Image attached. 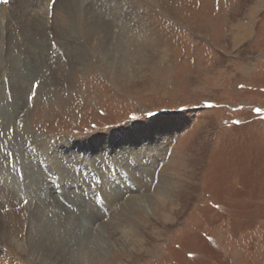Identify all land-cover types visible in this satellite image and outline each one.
<instances>
[{"label": "rangeland", "instance_id": "374dc122", "mask_svg": "<svg viewBox=\"0 0 264 264\" xmlns=\"http://www.w3.org/2000/svg\"><path fill=\"white\" fill-rule=\"evenodd\" d=\"M68 1L0 3L11 115L0 174L22 202L0 199V213L14 236L25 239L29 203L58 201L94 231L75 264H264V0H116L106 26L84 0L91 18L80 27L73 13L71 40L56 7ZM16 6L49 22L41 74L14 77L17 91L9 73L24 64L12 52L28 61L40 49L12 40L26 22ZM133 196L151 209L126 208ZM102 224L100 253L92 233ZM0 264L43 263L4 244Z\"/></svg>", "mask_w": 264, "mask_h": 264}, {"label": "bare ground", "instance_id": "6f19581e", "mask_svg": "<svg viewBox=\"0 0 264 264\" xmlns=\"http://www.w3.org/2000/svg\"><path fill=\"white\" fill-rule=\"evenodd\" d=\"M85 2L86 1H84V0H70L66 3H63L62 5L59 2H57L56 7L59 6L58 8H60L62 12H65L64 15H62V18L65 22L64 29H62V31H63V33H65V35L67 37L66 39H69V40L72 39V37L70 35L72 33L69 31L70 30L69 28H70V26L71 27L74 26V25H72V23H70V18L73 17V13H75V12L77 13V22H78V26H80V27L83 26L84 24H86L88 18L89 19L91 18V16L88 17V15H90V11L83 9V7H86V6H84V5H86ZM109 2H111V3H109ZM96 3L99 6H97V8H94V7L93 8H94V10H95L94 12L98 18L97 23L99 25L106 26V24L104 22L109 23V21L106 20V18L108 16L107 12L110 13L109 11H111L110 10L111 6L112 7L115 6L116 0H96ZM33 4H34V1H29V4L27 2L26 6H29V5L32 6ZM116 7L117 6H115V8ZM21 8L22 9L20 10V7L16 6V7H13L12 10H10L11 12L13 11L14 15L16 13L17 14L16 16L20 17V18L17 17V19H19L20 21H21V19H24V20L26 19L25 20L26 22L24 24H22V22H21L22 25H20V26L16 25L17 28L14 31L15 36H12V40L18 39L19 36L22 37L23 43H18L19 51L20 50L24 51L25 48L33 49V47H35L36 49L37 48L40 49V52L36 53L37 52L36 50H34V51L29 50L30 52L34 53V60L29 59L28 61L20 59L21 58L20 55L22 53H20L18 55L16 54V56H15V50L12 52V57L13 58L16 57V58H14V59H16V60H14V62L16 61V62L24 64L22 67L16 66L15 75L6 71L10 75V83L12 84V87L14 88V90H16L15 85H18V86L22 85L19 83V79L21 80L22 83H24L28 80L27 76H33V77L37 78L41 74V71H39L37 69V62L38 61L41 62V65L39 66V67H41L42 66V60H39V59L42 57H45V54L48 52V49H49V46L47 45L46 36L44 35V31L46 32L47 27H49V25H47V23H49V22L46 21V24H45L46 18L43 16H40L39 15L40 13L38 12L39 13L38 14L37 11H35L36 13H34V14L33 13H31V14L27 13V11H28L27 9H29L30 7H24L23 6ZM60 9H58V10H60ZM99 10H100V12H98ZM252 12H253V10H252ZM113 15H114L113 13H110V17ZM0 16H1V13H0ZM11 18H13V15L8 13L6 19L9 21ZM87 26L90 27V25H88V24H87ZM102 26H100V27H102ZM18 27L21 31V33H20L21 35H19V31L17 32ZM90 29L92 31H94L93 28H90ZM3 30L6 33L5 29H3ZM96 30L97 31H95V32H98V28H96ZM47 32L49 33V31H47ZM95 32H94V34H96ZM74 33L76 34V31ZM90 33H92V32L90 31ZM16 34H18V36ZM2 35H3V33L1 32L0 33V50H2L1 48H2V43H3ZM82 35H83V33H82ZM88 36H90V35L88 34ZM76 39L79 40L78 37ZM43 41H45V43ZM7 69L11 70L9 66H7ZM0 70H1V68H0ZM23 70H26V71H23ZM25 73H27V74L25 75ZM14 77H19V79L17 78V80H16V78H14ZM5 89H3V91ZM18 94L19 93H17V96H18ZM6 96L7 95H5L4 93L0 94V128L2 127L4 130H7V128H8L7 127L8 125H6V123L4 122V117L8 116V118H9V116H11L9 113V110H10L9 105L10 104L8 105V103L6 102L7 99L6 100L4 99V98H6ZM16 105H17V103H16ZM13 112H17V111H13ZM26 115H27V113H26ZM7 132H8V130H7ZM116 136H118V134ZM114 138H116V137H114ZM125 140H127V139H125ZM130 140L131 141H129L127 143L126 142L122 143V144H124V146L125 145L127 146V148L126 147H123V148L125 149V151H128L130 153H134L133 152L134 147L130 146L129 143L133 144L135 139H130ZM92 142H93L92 140L84 141V143L86 145H93L94 142L93 143ZM116 144L119 145V143H115L114 145H116ZM111 145H113V143H111ZM2 155H5V154L2 153ZM2 155L0 153V157H2ZM23 157H28V155H25ZM5 159H6V156H5ZM32 162H33V160H32ZM33 165H34V163H33ZM28 171L31 172V171H34V169L32 167H30L28 169ZM1 175L2 174H0V199L7 202V204L13 200L14 201L17 200L18 203L21 204L22 203L20 201L21 197L19 198L15 194V192L12 190V187H10L12 185L10 183H8L7 179H6V181H7V183H6L5 180L3 179V177L1 178ZM11 183H13V182H11ZM139 198H140L139 196H135V197L133 196L130 199H128V201L125 204L126 208L130 204H132V205H134L132 209L135 210V209L143 206V204H145L146 208H149L148 210H150L151 209L150 205L147 202L142 201V199L140 201ZM22 201H24V200L22 199ZM42 201H41L42 204L40 202H33L32 201L31 203H29L26 206L27 208H31L33 210V212H36V214L41 213V212H42L41 214H43V213H45V214L39 215V216H36V214H35V217L32 219H31V217L28 216V214L26 215L25 220L28 224L27 225L28 226L27 227L28 232H26L25 239H23L25 241L14 236V232H12V227H13L12 225L13 224L8 219H5L7 217L4 218L5 215H2L4 213H0V245L8 244L11 247H13L15 250L21 252L22 254L27 255L28 257H34L40 263H43V264H59V263L60 264H75V258L79 257V255L81 254L80 251L81 250L87 251V249L89 250V244H90V239H91V237H90L91 235L89 232H94L93 228H90L89 226L83 225L82 222L79 221L80 219L77 218L78 216L75 218L69 219L68 213H70V211H67L66 207L61 205L58 201H56L57 202L56 206L51 207L52 209H50V207H49V209H48V207L47 208L44 207L47 204L45 202H42ZM42 206L45 208V210L42 209ZM124 206H122V207L124 208ZM26 207L23 208V210L27 209ZM20 210L22 211V209H20ZM46 211L51 212L52 216L46 218V213H47ZM91 211L93 213H95V211L92 209L89 210L88 212H91ZM27 212H29V211H27ZM64 213L67 215H65ZM9 214H7V215H9ZM40 217H43V218H40ZM10 219H11V217H10ZM110 224H112V223H110ZM110 224H107V225L109 226ZM107 225L102 224V225L98 226L99 228L97 229V232L95 234L92 233L93 237L95 236V238L97 239V241L94 242V245L96 247L94 251L98 250L100 253L104 252L102 243H103V241H105L107 239V237L110 234V233L105 232Z\"/></svg>", "mask_w": 264, "mask_h": 264}]
</instances>
